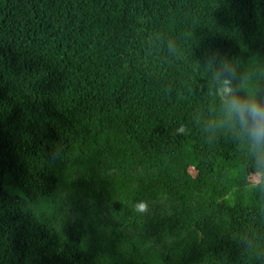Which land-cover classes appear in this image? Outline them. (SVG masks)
Returning <instances> with one entry per match:
<instances>
[{
  "label": "trees",
  "instance_id": "1",
  "mask_svg": "<svg viewBox=\"0 0 264 264\" xmlns=\"http://www.w3.org/2000/svg\"><path fill=\"white\" fill-rule=\"evenodd\" d=\"M225 60L264 98V0H0V264H264Z\"/></svg>",
  "mask_w": 264,
  "mask_h": 264
},
{
  "label": "clouds",
  "instance_id": "2",
  "mask_svg": "<svg viewBox=\"0 0 264 264\" xmlns=\"http://www.w3.org/2000/svg\"><path fill=\"white\" fill-rule=\"evenodd\" d=\"M235 69L225 60L219 66L217 81L221 84L220 118L213 126L227 125L239 138L247 143L255 160V183H264V98L254 91L252 85H233ZM63 148L54 149V158L59 160ZM143 211V206L140 207Z\"/></svg>",
  "mask_w": 264,
  "mask_h": 264
},
{
  "label": "rangeland",
  "instance_id": "3",
  "mask_svg": "<svg viewBox=\"0 0 264 264\" xmlns=\"http://www.w3.org/2000/svg\"><path fill=\"white\" fill-rule=\"evenodd\" d=\"M8 179H11V180H12V178H11L10 176H6V177H5V180H4V183H5ZM8 188L15 189V187H13L11 184H8Z\"/></svg>",
  "mask_w": 264,
  "mask_h": 264
}]
</instances>
